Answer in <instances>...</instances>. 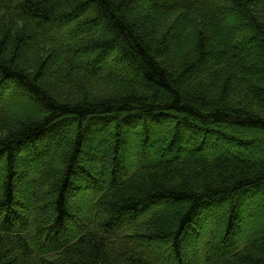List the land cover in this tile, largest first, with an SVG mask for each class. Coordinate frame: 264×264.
I'll use <instances>...</instances> for the list:
<instances>
[{"label":"trees","instance_id":"trees-1","mask_svg":"<svg viewBox=\"0 0 264 264\" xmlns=\"http://www.w3.org/2000/svg\"><path fill=\"white\" fill-rule=\"evenodd\" d=\"M0 264H264V0H0Z\"/></svg>","mask_w":264,"mask_h":264},{"label":"rangeland","instance_id":"rangeland-1","mask_svg":"<svg viewBox=\"0 0 264 264\" xmlns=\"http://www.w3.org/2000/svg\"><path fill=\"white\" fill-rule=\"evenodd\" d=\"M236 18L232 15V14H227V15H225V21H226V23H228L229 25H232V24H234V20H235ZM52 33V32H51ZM233 36L234 35H230V39H233ZM229 39V40H230ZM49 42H47L48 44H51V42H50V40H48ZM49 49V48H48ZM242 49L243 50H246V47H242ZM211 65V64H210ZM208 69V68H207ZM133 75L135 76V74L133 73ZM16 102L17 103H19V104H22V105H25V106H28V107H30V108H33V109H37L36 108V106L33 104V103H28V102H25V101H23L22 100V98H16ZM92 131H93V128L92 129H90V134H93L92 133ZM90 146L88 147V149H87V153H88V157L91 155V146L93 145V144H89ZM227 150H229V149H226V151H224V152H227ZM223 152V151H222ZM224 152H223V154H224ZM252 152H253V154H255V156H256V154H258L257 152H256V150H252ZM218 154H220V153H218ZM109 162V161H108ZM107 168H106V171H105V173L107 174ZM243 213H244V217H245V214H246V211H245V208L243 209ZM144 229V228H143ZM142 229V230H143ZM141 230V231H142ZM133 234H135V233H133ZM187 246H186V248L184 249V255L188 258V259H191L192 258V254H193V252H194V249H193V246L191 245V244H189V242L186 244ZM129 247H131L132 249L134 248V251H140L141 250V248L140 247H138V248H136L135 246L133 247L132 245H129ZM150 253L151 254H155L156 253V249L154 248V247H152L151 248V250H150Z\"/></svg>","mask_w":264,"mask_h":264}]
</instances>
